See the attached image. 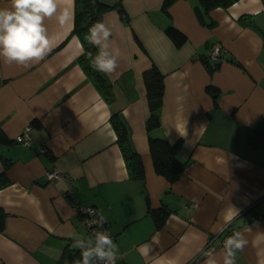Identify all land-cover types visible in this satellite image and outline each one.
I'll return each mask as SVG.
<instances>
[{
    "label": "crops",
    "instance_id": "0c3cea01",
    "mask_svg": "<svg viewBox=\"0 0 264 264\" xmlns=\"http://www.w3.org/2000/svg\"><path fill=\"white\" fill-rule=\"evenodd\" d=\"M102 1H120L126 12L112 7L95 21L111 29L120 53L117 70L102 74L111 101L78 62L84 49L72 32L74 0L61 5L73 17L68 24L46 21L52 50L42 61L25 68L0 59V172L8 179L0 188V264H55L74 234L92 237L78 214L87 205L106 218L119 249L115 264H205L208 251L222 264L219 239L230 206L239 211L232 233L250 228L236 264H264V145L246 136L264 118V0L213 8L204 24L198 0L165 7L164 0ZM9 4L0 0V7ZM167 25L187 40L177 46ZM214 43L217 57L210 56ZM203 58L217 68L209 72ZM152 64L164 75V95L159 125L148 130L143 72ZM208 84L218 88L216 103ZM113 113L140 156L142 177L126 167ZM26 126L29 145L15 140ZM149 136L179 143L177 157L187 165L175 181L154 169ZM50 169L63 175L48 180ZM148 207L168 210L161 225Z\"/></svg>",
    "mask_w": 264,
    "mask_h": 264
},
{
    "label": "clouds",
    "instance_id": "9594fccd",
    "mask_svg": "<svg viewBox=\"0 0 264 264\" xmlns=\"http://www.w3.org/2000/svg\"><path fill=\"white\" fill-rule=\"evenodd\" d=\"M64 0H10L7 7H0V59L7 65L30 67L42 61L52 50V37L46 21L55 18L63 27L73 18L67 7H61ZM111 29L104 22L92 24L84 36V41L96 49L86 54L90 67L101 74L110 75L118 68L119 50L110 44ZM111 48V51L109 49ZM231 210L224 216L225 224H230L239 211ZM89 215L97 218L88 221L89 226L106 223L103 213L88 209ZM234 231L223 241L222 264H236L237 254L248 244L244 232ZM72 247L80 250L81 259L76 264H115L118 246L107 230L94 231L91 238L74 234ZM205 264H219L214 251L205 253Z\"/></svg>",
    "mask_w": 264,
    "mask_h": 264
},
{
    "label": "trees",
    "instance_id": "16d2710c",
    "mask_svg": "<svg viewBox=\"0 0 264 264\" xmlns=\"http://www.w3.org/2000/svg\"><path fill=\"white\" fill-rule=\"evenodd\" d=\"M75 14L72 32L76 33L83 44V53L80 55L78 62L82 66L84 72L95 85L100 94L109 102L113 99V92L110 85L106 82L103 75L94 71L86 57L88 52H93L94 48L84 41V36L89 27L98 19V16L105 10L117 7L120 15L126 17V12L120 1L115 3H107L102 0H74ZM172 0H164L163 6H167ZM236 0H198L195 6V12L199 20L204 24L207 12L216 7H226ZM166 34L179 46L183 44L187 37L186 35L174 27L167 25L165 27ZM209 72H213L217 68L218 63L203 58ZM143 79L145 82L146 96L149 106L150 114L146 121L148 130L154 129L159 125V115L157 113L158 107L161 105L164 95V75L155 64L144 70ZM207 91L212 95L214 103L217 102L218 88L212 84H208ZM112 126L117 134V142L123 153L126 167L130 175L142 177V161L137 152H135L127 138L126 127L117 113H113L110 117ZM247 141L251 145H264V118L252 128L247 129ZM5 139L3 133L0 131V141ZM179 143H169L163 137L149 136V150L153 162L154 169L159 174L165 176L170 182L175 181L181 174L187 161H182L177 157V149ZM8 179L5 171L0 172V188L7 185ZM148 213L154 218L156 225H161L165 216L168 214L167 209H151L148 207ZM5 212L0 208V230L3 229ZM81 259L80 250L74 249L71 244L66 243L60 256L55 264H76V261Z\"/></svg>",
    "mask_w": 264,
    "mask_h": 264
},
{
    "label": "built area",
    "instance_id": "2783aa9c",
    "mask_svg": "<svg viewBox=\"0 0 264 264\" xmlns=\"http://www.w3.org/2000/svg\"><path fill=\"white\" fill-rule=\"evenodd\" d=\"M220 51H221V47L219 43H214L211 46V50H210V56L211 57H217L220 55ZM28 129L29 126L24 127V129L15 136V140L21 144L24 145H29L31 143V136L28 133ZM39 151H46V148L43 147H39L38 148ZM46 178L48 180H54L56 178H58L59 176L63 175L61 171L57 170V169H50L46 171ZM88 209H94L96 213H99L98 210L92 206V205H87V206H82L78 208V214L82 220L83 223L86 224V226L88 227V229L90 230V232L93 235L94 231H103V230H107L109 232V234L111 235V232L109 230V228L107 227L106 223L104 224L103 228L101 229L98 225H91L89 226L88 221H91L92 219L97 218L95 215H89L88 214ZM232 226L230 224H227L222 231L220 232V245L223 247V241L226 237L230 236L232 234ZM112 236V235H111ZM116 262V261H115Z\"/></svg>",
    "mask_w": 264,
    "mask_h": 264
}]
</instances>
